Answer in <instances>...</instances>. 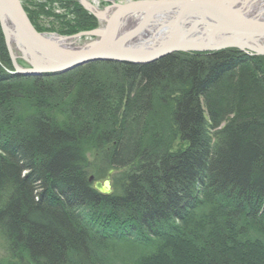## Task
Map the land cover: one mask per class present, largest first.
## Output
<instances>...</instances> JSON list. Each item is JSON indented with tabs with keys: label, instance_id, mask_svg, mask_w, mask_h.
Listing matches in <instances>:
<instances>
[{
	"label": "trees",
	"instance_id": "16d2710c",
	"mask_svg": "<svg viewBox=\"0 0 264 264\" xmlns=\"http://www.w3.org/2000/svg\"><path fill=\"white\" fill-rule=\"evenodd\" d=\"M77 12L66 34L97 26ZM245 58L230 49L31 77L0 69V264H107L100 240L135 237L141 227L151 240L158 224L178 229L175 219L205 207L198 237L184 239L181 230L197 254L192 261L264 264V83L241 71ZM113 95L115 106L126 98L130 124L102 117ZM233 106L235 120L213 138L210 127ZM179 134L189 144L171 153ZM111 168L123 171L113 176L115 191L103 194L89 175L100 180ZM129 212L135 220L122 221ZM162 260L146 262L183 264Z\"/></svg>",
	"mask_w": 264,
	"mask_h": 264
},
{
	"label": "water",
	"instance_id": "95a60500",
	"mask_svg": "<svg viewBox=\"0 0 264 264\" xmlns=\"http://www.w3.org/2000/svg\"><path fill=\"white\" fill-rule=\"evenodd\" d=\"M79 1L99 21L106 22V27L102 30L100 40L95 44L71 49L60 44L53 37L54 34L36 31L20 0H0V26L17 73L26 76L56 74L97 61L143 64L172 51L219 49L214 45H203L200 42L188 40L184 27L205 25L204 30H215V23L228 22L226 13L231 12L232 2L236 3L235 0H134L124 5L108 7L110 12L107 17L108 8L104 7L101 10L104 12L100 14L99 10L92 9L87 1ZM7 22L11 24L13 30L9 25L7 26ZM124 23L128 27L122 26ZM150 25H154L156 33L161 35L163 32L165 37L153 49L142 43H134L143 36L144 30ZM95 31L77 35H94ZM8 32L14 34L13 43L17 45L16 50L21 54L18 57L23 58L29 67H22L17 63V55L7 38ZM77 35L64 37V39L77 37Z\"/></svg>",
	"mask_w": 264,
	"mask_h": 264
},
{
	"label": "rangeland",
	"instance_id": "374dc122",
	"mask_svg": "<svg viewBox=\"0 0 264 264\" xmlns=\"http://www.w3.org/2000/svg\"><path fill=\"white\" fill-rule=\"evenodd\" d=\"M20 1L22 3V6L26 7V9L29 11L36 25L40 27L43 30V32L56 34L58 36L69 35L66 34V32H69L71 29L74 30L76 28L77 20L79 18L77 11L80 8H82L85 12L90 14L89 11H87L82 6L79 0H20ZM107 1L108 0H95V5L98 8H101ZM116 1L119 2L121 0H116ZM125 1L128 0H124V2ZM95 28L96 27L92 29ZM82 32L84 31L73 33L70 36L72 35L75 36ZM83 36L89 37L87 35H83ZM1 39L3 41L2 44L5 46L4 37L2 36L1 27H0V45H1ZM70 40H73V42H75L76 45L79 46L81 44H85L86 40L89 39L86 38V39L78 40L75 39V37H73ZM3 54L4 53L3 51H1V46H0V69L2 70V72L8 74L11 77H15V76L31 77V76L23 75L21 73H17L9 56L11 61L10 62L11 68H10L8 65V59H6V57H3ZM15 55H17L16 58L17 63L20 66L29 67V65H27V62H25L23 58L18 57L21 55L19 52L18 53L15 52ZM115 98H116L115 95L111 96L110 100L113 105V108H111V110L108 111L106 110L105 113L103 112L102 117L105 119H110L109 121H111L114 118V116L116 118L118 117L117 119L120 125L123 127L124 124H130V120H128L129 106H126L127 108L125 107L126 98L125 100L122 101V103L120 102L117 106H115V104L118 103L115 102ZM130 98L131 96H129V101L131 100ZM232 108H234L233 110H235V113L233 114L225 113L220 123L221 126L220 129H223L224 127L231 124L232 121L235 120L237 115L236 113H238L237 110L239 109L235 106H233ZM54 113H56V111ZM220 129H218L217 131H219ZM185 148H186V144L184 142H181L178 135H176V137H174L172 139V142L170 143L169 151L171 153H179L184 151ZM86 155L91 160L92 158L91 153H87ZM116 174L118 173H114L110 169L108 173H105V177L101 178L100 180H93L94 179L93 173H91L89 177L91 180H93L92 181L93 187H95L99 192L103 194H108L111 193L112 191H115L113 187L114 185L113 176ZM205 209H199L196 212H193L194 214L192 213L191 214L192 216H188L186 218L187 220L185 218H182V221L175 219L176 221L174 220L173 222H175L176 226H178V229L175 228L174 225H172V222L171 223L168 222L167 224L165 223L158 224V226L162 228L160 231H158L156 236L152 235L151 240L146 239V235L149 234H147L148 231H146L142 227L138 228L136 232L133 233L137 239L135 237H127L124 235H119L117 237L118 239L100 240L99 245L96 246V248L98 249L97 253L101 257V259L104 260L107 264H139L140 262H141L140 264H147V262H149L150 259L157 260L158 262H160L163 261L162 259L165 258L167 259V261L171 263L178 260L180 263L183 264L184 263L196 264L195 261H192L191 258L196 256L197 254L192 249L190 250V248L189 249L187 248L188 247L187 240L184 239L188 238L189 235L198 237V232L201 230V226L204 224L203 217H205L204 214L206 213ZM107 212L108 210H103V212L102 210L100 211L102 215H104ZM91 214H89V212L88 214H86L88 219H90L89 217H91ZM124 216L125 217L121 218L122 221L129 222L130 219H132L133 221L135 220L133 219L134 215L131 214L130 212L126 213ZM120 223L121 222L118 223L119 227H120ZM182 228L183 229L185 228V232H186L184 239L182 238L184 237L182 236L184 234L183 233L184 231H181ZM1 255H4V250H2L1 242H0V256ZM149 264H155V263L154 262L152 263L151 261Z\"/></svg>",
	"mask_w": 264,
	"mask_h": 264
},
{
	"label": "bare ground",
	"instance_id": "6f19581e",
	"mask_svg": "<svg viewBox=\"0 0 264 264\" xmlns=\"http://www.w3.org/2000/svg\"><path fill=\"white\" fill-rule=\"evenodd\" d=\"M85 1L91 4L92 9H98L99 13L101 14V12H104V11H101L103 10L104 7L108 8L112 5H120V4L124 5L134 0H128L125 2L124 0H121L119 2L116 0H108L107 1L108 3L106 2L101 8H98L95 5V0H85ZM235 1L236 3L232 2V8H230V11L233 13L231 12L226 13L228 22L222 23L219 21L215 23L214 24L215 30H210V31L204 30L203 28L205 27V25L201 26L202 28L198 25H188L184 27L186 30V33L188 34L187 35L188 40L194 41L196 43L200 42L203 45H207V44H210V46L214 45L215 47H218L219 49H215L212 51H193V50L187 49L183 51H172L171 53H188V54L209 53V54H212V53H216V52H220L224 50H230V49L238 50L244 53L245 56L247 57L244 59V61L240 63V69H242V71H245L246 74H248L250 77L253 78L252 80L253 85L255 84V85L260 86L262 82L264 83V0H235ZM109 12H110V9L108 8V11L106 12L107 17L109 15ZM96 20H97L96 28L89 30V31L96 30L94 35H87L89 37H86L83 35H77V37H75V39H78V40L88 38L89 40H86L85 44H81L77 46L76 43L73 42V40H70L72 38L64 39V37H70V35H64V36L60 35L62 37L60 38V36L54 34L53 37L57 39V41L60 42V44H62L63 46L69 47L71 49H77V48H81L84 46H87V47L91 46L100 40L101 34L103 32L102 30L106 27V22L104 23L103 21H99L97 18ZM8 25L10 29L13 30L11 27V24L7 22V26ZM31 25L35 28L32 22H31ZM122 26L128 27V25L125 23ZM155 30L156 28L154 27V25H150L149 27H147L146 30H144L142 34L143 36L140 37L138 40L134 41V43H137V44L142 43L144 44V46L146 47L151 46L153 49L162 40L165 39L163 32L161 33V35L163 36H161L160 34L156 33ZM36 31L38 30L36 29ZM1 32H2V36L4 37V33L2 29H1ZM84 32H88V31H84ZM41 33H45V32L41 31ZM7 35H8L7 38L9 40V43L11 44L10 46H12L15 51L17 48V45L14 44L12 40L14 37V34L13 32H8ZM4 41H5V37H4ZM5 46H6V43H5ZM6 49H7V46H6ZM7 52H8V49H7ZM15 52L18 53L19 51L16 50ZM160 58L155 59L151 62H155L159 60ZM98 62H101V61H98ZM111 62H116V61H111ZM117 63H126V62H117ZM143 64H147V63H143ZM256 72L260 74V79H255ZM60 73H65V72H60ZM60 73H56V74H60ZM200 105H201V109H203L204 111V116L207 122L209 123L210 119L208 118L206 106L203 102L200 103ZM224 115L225 114L221 115V118H220L221 120L218 123L217 122L214 123V124L217 123L216 125L210 127V128H213L211 130V136H213V138L214 137L216 138L219 132L224 129V128L220 129L221 128L220 123ZM218 129L220 130L217 131ZM178 137L180 138L181 142H184L186 144V147H187L189 143L186 140H184L180 134L178 135ZM91 161H92V158H91ZM111 171L114 173H120V169L111 168ZM93 180L89 178V181L91 183H93L92 182Z\"/></svg>",
	"mask_w": 264,
	"mask_h": 264
}]
</instances>
